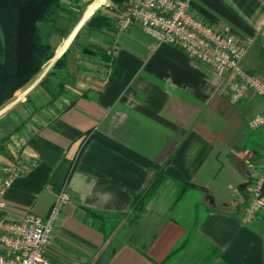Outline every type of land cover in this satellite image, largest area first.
Returning <instances> with one entry per match:
<instances>
[{
	"label": "crops",
	"instance_id": "obj_1",
	"mask_svg": "<svg viewBox=\"0 0 264 264\" xmlns=\"http://www.w3.org/2000/svg\"><path fill=\"white\" fill-rule=\"evenodd\" d=\"M111 4L61 0L56 20L38 24L52 56L0 110L11 117L0 164L29 165L4 191L6 216H45L63 188L70 199L44 251L54 264H264V208L242 220L249 163L264 156V126L247 121L263 99L229 103L221 74L138 22L118 30ZM191 9L243 44L241 67L264 78V0ZM98 12L103 25L90 23ZM158 173L167 189L148 195Z\"/></svg>",
	"mask_w": 264,
	"mask_h": 264
},
{
	"label": "built area",
	"instance_id": "obj_2",
	"mask_svg": "<svg viewBox=\"0 0 264 264\" xmlns=\"http://www.w3.org/2000/svg\"><path fill=\"white\" fill-rule=\"evenodd\" d=\"M118 30L138 22L158 44L166 43L184 51L191 58L210 66L223 76L222 93L229 103H239L247 94H255L264 101V78L243 70L241 61L246 47L226 29L217 28L191 9V0H121L112 5ZM251 130L264 126V113L247 121ZM25 140L19 141L24 147ZM20 156L1 168L0 182V264H54L44 256L54 234L61 207L69 201L62 188L45 216L26 213L19 220L6 216L7 202L3 197L14 177L28 169ZM248 200L242 220H253L264 208V156L249 163ZM70 264H93L92 261L73 260Z\"/></svg>",
	"mask_w": 264,
	"mask_h": 264
},
{
	"label": "trees",
	"instance_id": "obj_3",
	"mask_svg": "<svg viewBox=\"0 0 264 264\" xmlns=\"http://www.w3.org/2000/svg\"><path fill=\"white\" fill-rule=\"evenodd\" d=\"M120 1L112 0L111 6ZM60 9L61 0H0V106L36 75L52 56L51 47L40 38L38 24L54 22ZM95 20L103 25L108 18L98 12L90 23ZM60 63L56 62L54 66L59 68ZM46 82L47 78L42 83ZM48 91L53 96L51 85H48ZM160 175L156 174L145 193L159 185ZM142 198L134 202L133 207H138Z\"/></svg>",
	"mask_w": 264,
	"mask_h": 264
},
{
	"label": "rangeland",
	"instance_id": "obj_4",
	"mask_svg": "<svg viewBox=\"0 0 264 264\" xmlns=\"http://www.w3.org/2000/svg\"><path fill=\"white\" fill-rule=\"evenodd\" d=\"M113 11V10H112ZM51 87L55 90V86H52L51 85ZM18 92L17 93H15V95H12L11 96V98H9L6 102H4L3 103V106H0L1 108H0V110L2 109V108H4V107H6L7 105H9V103H11L14 99H16L17 97H18ZM11 99V100H10ZM9 101V102H8ZM5 103H8V104H5ZM10 120H11V117L9 116V115H6V116H4V117H2L1 119H0V131H2V132H4V130L6 131L7 129H8V127L11 125V123H10ZM0 146H1V144H0ZM1 166H3L2 164H0V167ZM0 170H1V168H0ZM161 177H159L160 178V183H159V185L158 186H156L155 187V189H153V190H151V191H149V193L152 195L153 193L155 194V193H157V192H159L161 189H162V187H164V188H166L165 186H166V184H165V176L164 175H160ZM183 188H185V187H183ZM182 188V186L180 185V187H179V185L178 186H175V188H169L168 189V192H167V194L171 197V198H177V197H179V195H180V191L183 189ZM167 189V188H166ZM149 193H148V195H149ZM141 207L142 208H144L145 207V204L143 203L142 205H141Z\"/></svg>",
	"mask_w": 264,
	"mask_h": 264
},
{
	"label": "bare ground",
	"instance_id": "obj_5",
	"mask_svg": "<svg viewBox=\"0 0 264 264\" xmlns=\"http://www.w3.org/2000/svg\"><path fill=\"white\" fill-rule=\"evenodd\" d=\"M104 1V0H103Z\"/></svg>",
	"mask_w": 264,
	"mask_h": 264
}]
</instances>
